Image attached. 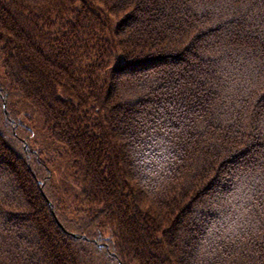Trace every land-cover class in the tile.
Returning <instances> with one entry per match:
<instances>
[{
  "label": "trees",
  "instance_id": "trees-1",
  "mask_svg": "<svg viewBox=\"0 0 264 264\" xmlns=\"http://www.w3.org/2000/svg\"><path fill=\"white\" fill-rule=\"evenodd\" d=\"M0 264H264V0H0Z\"/></svg>",
  "mask_w": 264,
  "mask_h": 264
},
{
  "label": "rangeland",
  "instance_id": "rangeland-1",
  "mask_svg": "<svg viewBox=\"0 0 264 264\" xmlns=\"http://www.w3.org/2000/svg\"><path fill=\"white\" fill-rule=\"evenodd\" d=\"M112 51V62H117V56L119 52L116 49L110 50ZM120 58H122L120 56ZM21 106V105H20ZM19 106V107H20ZM21 109L23 119L25 123L34 128V136L30 138L31 146L35 151H41L42 159L48 161V165L51 168V182L54 184L55 188L59 189L61 196L65 200V204H77L76 197L79 196L80 189L79 185L73 180L71 173L68 168V159L64 155L63 147L58 144L52 142L45 132L43 128V124L40 122L34 123V120H37V114L27 105H23L19 108ZM28 141L25 142V147L30 146L27 145Z\"/></svg>",
  "mask_w": 264,
  "mask_h": 264
}]
</instances>
